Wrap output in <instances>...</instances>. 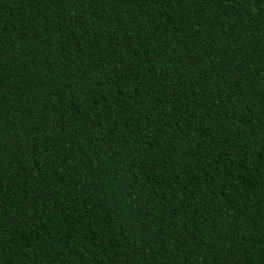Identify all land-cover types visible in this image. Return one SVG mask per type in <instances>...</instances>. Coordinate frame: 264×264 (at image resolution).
<instances>
[{"label": "trees", "instance_id": "1", "mask_svg": "<svg viewBox=\"0 0 264 264\" xmlns=\"http://www.w3.org/2000/svg\"><path fill=\"white\" fill-rule=\"evenodd\" d=\"M0 264H264V0H0Z\"/></svg>", "mask_w": 264, "mask_h": 264}]
</instances>
